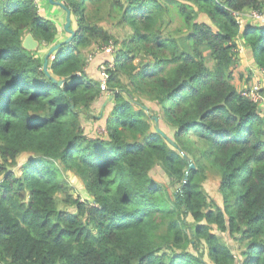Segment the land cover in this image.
Masks as SVG:
<instances>
[{"label": "trees", "instance_id": "16d2710c", "mask_svg": "<svg viewBox=\"0 0 264 264\" xmlns=\"http://www.w3.org/2000/svg\"><path fill=\"white\" fill-rule=\"evenodd\" d=\"M64 3L76 36L49 60L59 86L39 47H23L29 33L54 46L55 24L34 0H0V264H264V117L234 68L241 37L264 74V26L242 29L236 17L264 12V0ZM172 14L180 37L164 32ZM110 17L130 28L128 39L102 25ZM112 42L105 92L86 72V52ZM124 80L158 103L175 146L152 130L151 109ZM116 88L104 136L89 138L84 121L99 120L96 104ZM207 162L220 174L222 206L204 189ZM156 167L172 191L151 177ZM63 172L89 199L74 198ZM59 194L74 211L59 209Z\"/></svg>", "mask_w": 264, "mask_h": 264}, {"label": "rangeland", "instance_id": "374dc122", "mask_svg": "<svg viewBox=\"0 0 264 264\" xmlns=\"http://www.w3.org/2000/svg\"><path fill=\"white\" fill-rule=\"evenodd\" d=\"M161 2L163 3L164 0H161ZM51 8H53L52 6H50ZM93 10V9H92ZM58 14L62 13L61 9H58ZM57 14V15H58ZM173 18H169L167 17L169 20L172 21L171 24H169V22L166 23L165 26V34L166 36H174V37H180L182 35V31H179L180 29H182L183 24L182 22L179 20V18L176 17L175 14H172ZM66 18V17H65ZM199 22H207L210 23V21L205 18L204 16H200L199 17ZM252 20L254 21V23L256 25H260L261 23L259 21H256L252 18ZM118 19L114 18V17H110L109 20H104L102 22V25L107 28L113 35L114 37L119 40V41H125L126 39H128L131 36V30L129 27H127L126 25H120L117 24ZM109 48H111V50H109ZM116 48L117 46L114 44V42L110 43L109 45H96L93 48H89L86 52V57H87V61H86V72L87 74L90 76V78L93 79H97L99 80V74H100V79H101V70L102 68H106L111 64H114V58L116 55ZM243 55V54H242ZM241 56V55H240ZM240 56L238 57V59L240 58ZM250 56L248 57L249 62H247V65L245 66H240L238 64L239 61H237L235 63L234 68L236 69V75L235 78L238 79V76L240 74V71H242L244 74V84L247 85L249 88L247 89H251L254 90L256 87H259L260 89H262L261 91V95L263 97V100L258 103L259 105V111L262 114V116L264 117V74L261 73L259 70L254 69L253 64ZM146 61V58L142 59L141 61ZM109 63V64H105V63ZM210 67H212V65L210 64ZM238 71V72H237ZM123 87L125 88L126 92H130L133 95L137 94L135 93L128 85L127 81L124 80L123 81ZM115 90H119L118 88L114 89V90H109V92L107 94H105V96L103 97V99L101 101H99L96 104L95 107V112L94 115H97V117H99V120L97 122H93V124H88L89 122L84 121V127H85V131L87 130V134H89L91 132L92 135L98 137H103L105 134V131L103 130V125L105 122V118L107 117V112L110 113L109 107L111 103V97L112 94ZM244 91V90H243ZM126 95V94H125ZM127 96V95H126ZM110 98V100H109ZM134 99L135 102L137 104H141V105H145L148 108L151 109V114L150 115V122H151V126H152V130H155L157 128H159L161 130V132H163L165 135H167V137H169L171 140L173 139V128L170 127L161 117L162 115V110L160 108V106L158 105L157 102H153V101H149L145 96H140V95H134ZM104 113L103 111H101V105H103ZM159 117V118H158ZM157 119V123L156 120ZM91 125V126H89ZM28 155L24 154L22 155L19 160V167H21L26 159H27ZM194 165V164H193ZM205 165L207 166V171H206V180L203 184L205 191L208 193V195L210 196V198L216 200V202H218V204L220 206H222V198H221V194H220V174L217 172L216 168L211 166V163H205ZM17 168H14V170H16ZM17 174L20 175V173L17 171ZM63 176L65 177V180L68 182V184L71 187V193L74 196V198H81L83 201L86 199H89L88 193L86 192L83 182L81 181V179L75 175L74 173L71 172H63ZM151 177L158 183L167 186L170 191H172V189H174L173 187H171V184L169 182V179L166 175V173L163 171L162 167H156L152 172H151ZM57 201H58V207L59 209H64V210H70V211H74L73 207L71 206H67L64 203H66V198L64 194H59L57 197ZM219 234V236L234 250V252L237 255H240L241 253V249L242 246L236 244L227 234H221L219 232H217ZM206 260L209 262L210 260L208 258H206Z\"/></svg>", "mask_w": 264, "mask_h": 264}, {"label": "crops", "instance_id": "0c3cea01", "mask_svg": "<svg viewBox=\"0 0 264 264\" xmlns=\"http://www.w3.org/2000/svg\"><path fill=\"white\" fill-rule=\"evenodd\" d=\"M35 1V3L38 5V8H39V14L41 15V17H43V18H45V19H48V20H50V21H52L54 24H55V26H56V28H57V30H58V34H57V39H56V41H55V43L53 44V45H56V44H59V43H62V42H64V41H66L68 38H69V34L64 30V25H65V23H66V13H65V11L63 10V9H61L60 7H58V6H55V5H52L50 2H49V0H34ZM50 6H52L53 8H51ZM58 9H61L62 10V13H57L58 12ZM251 12H252V10H248V11H245V12H243V13H241V14H239V16L237 17V19H238V22L240 23V25H241V27H242V29L243 28H245V27H247V26H256V24L254 23V21L252 20V18H251ZM58 14V15H57ZM260 26H262L261 24H260ZM72 28H74L75 29V27L74 26H72ZM28 35H31L30 33L29 34H27V36ZM26 36V37H27ZM25 37V38H26ZM38 42V41H37ZM39 43V42H38ZM237 43H239V44H241V45H243L244 46V48H246L245 46H246V44H245V42L243 41V39L241 38V37H239L238 39H237ZM53 47V46H52ZM52 47H41V45L39 44V49H40V55L42 56V58L43 57H45V55L48 53V51L52 48ZM249 55H251L248 51H247V49H245V52H244V54L243 55H241L240 56V58H239V62H238V64L241 66H245V65H247V62H249V60H248V57H249ZM250 59H251V61H252V63L251 64H253V67H254V69H256V70H259L256 66H255V64H254V60H253V57H252V55L250 56ZM247 61V62H246ZM250 63V62H249ZM260 71V70H259ZM261 72V71H260ZM100 79V78H99ZM109 100H110V98H109ZM111 101H112V98H111ZM104 104L105 103H103V105H101L102 107H101V111H103V113H104V111H106V110H104V108H103V106H104ZM110 108H111V106L109 107V110H110ZM109 113L107 112V115H108ZM88 124H90V123H88ZM89 126H91V125H89ZM85 128V127H84ZM103 129L105 130V128L103 127ZM86 134H87V130H86ZM87 136L89 137V138H97L96 136H94V135H92L91 134V132L89 133V134H87ZM98 137H100V136H98Z\"/></svg>", "mask_w": 264, "mask_h": 264}, {"label": "water", "instance_id": "95a60500", "mask_svg": "<svg viewBox=\"0 0 264 264\" xmlns=\"http://www.w3.org/2000/svg\"><path fill=\"white\" fill-rule=\"evenodd\" d=\"M49 2L52 5L58 6L61 9H63L66 13V23L64 25V30L69 34V38L59 44L54 45L49 51L48 53L45 55L44 57V65H43V70L46 73V75L50 78L53 79V82L56 83L59 86H62L64 84L63 81H58L55 78H53L51 76V74L48 71V66H49V60L51 58H55V54L56 52L65 44H69L74 37L76 36V32L72 29V18H71V10L66 6V4L64 3V0H49ZM23 47L28 50V51H34L39 47V43L33 38L32 35H28L23 42ZM157 123V119L155 120ZM158 133H161L168 141V143H170L172 146H175V143L169 138L167 137L165 134H163V132H161V130L159 128L156 129ZM195 168V166L192 164L190 165V168L188 170V172H190L191 170H193ZM187 179V177H186Z\"/></svg>", "mask_w": 264, "mask_h": 264}, {"label": "built area", "instance_id": "2783aa9c", "mask_svg": "<svg viewBox=\"0 0 264 264\" xmlns=\"http://www.w3.org/2000/svg\"><path fill=\"white\" fill-rule=\"evenodd\" d=\"M238 16H239V14H236V17H238ZM250 16L254 20L259 21L261 23V25L264 26V12L259 13V12H256V11H252ZM240 27H241V25H240ZM109 50H111V48H109ZM244 52H245L244 46L238 43L237 49H236L237 56L239 57L240 55L244 54ZM237 60L238 59L236 58V61ZM113 66H114V64H110L109 65V69H112ZM106 69L107 68H102V70H101V80H100L101 90L105 91V92L108 90V80H109L108 70H106ZM261 91H262V89H260L259 87H256L254 90L245 89L242 92V96L248 98L251 102L258 104V103H260L263 100V97L261 95Z\"/></svg>", "mask_w": 264, "mask_h": 264}, {"label": "clouds", "instance_id": "9594fccd", "mask_svg": "<svg viewBox=\"0 0 264 264\" xmlns=\"http://www.w3.org/2000/svg\"><path fill=\"white\" fill-rule=\"evenodd\" d=\"M242 28V27H241ZM53 59V58H52Z\"/></svg>", "mask_w": 264, "mask_h": 264}]
</instances>
